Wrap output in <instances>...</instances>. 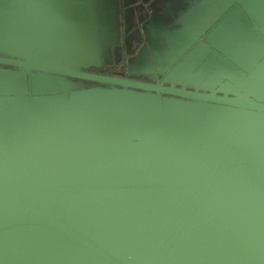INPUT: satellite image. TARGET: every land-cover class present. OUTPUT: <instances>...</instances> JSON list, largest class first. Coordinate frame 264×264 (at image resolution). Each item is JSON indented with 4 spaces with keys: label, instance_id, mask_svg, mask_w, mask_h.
Wrapping results in <instances>:
<instances>
[{
    "label": "water",
    "instance_id": "95a60500",
    "mask_svg": "<svg viewBox=\"0 0 264 264\" xmlns=\"http://www.w3.org/2000/svg\"><path fill=\"white\" fill-rule=\"evenodd\" d=\"M112 4L0 0V264H264V0L183 16L181 89L89 72Z\"/></svg>",
    "mask_w": 264,
    "mask_h": 264
},
{
    "label": "flooded vegetation",
    "instance_id": "af4514ba",
    "mask_svg": "<svg viewBox=\"0 0 264 264\" xmlns=\"http://www.w3.org/2000/svg\"><path fill=\"white\" fill-rule=\"evenodd\" d=\"M205 0H112L111 8L117 11V19L113 14L98 23L107 25L108 37L102 40L105 44L113 43L109 50L102 52L101 67H92L89 72L129 79L134 82L162 85L181 89L178 84L166 83L168 73L159 74L156 59L161 55H171L178 49L175 36L169 35L175 29L183 27V16L191 9L203 5ZM97 6V4H96ZM156 32L160 33L156 35ZM199 39V38H198ZM102 43V44H103ZM201 41L192 42V50L199 48ZM183 58H180V62ZM84 88L101 87L102 85L75 81ZM104 87V86H102ZM191 90V88H187Z\"/></svg>",
    "mask_w": 264,
    "mask_h": 264
},
{
    "label": "rangeland",
    "instance_id": "374dc122",
    "mask_svg": "<svg viewBox=\"0 0 264 264\" xmlns=\"http://www.w3.org/2000/svg\"><path fill=\"white\" fill-rule=\"evenodd\" d=\"M186 14V13H185ZM184 14V15H185ZM43 48H46V49H48V50H53V49H56L57 47L56 46H53V45H50V46H45V47H43Z\"/></svg>",
    "mask_w": 264,
    "mask_h": 264
}]
</instances>
